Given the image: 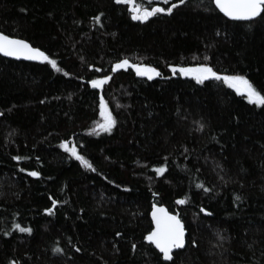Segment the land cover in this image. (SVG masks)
<instances>
[{
  "label": "trees",
  "instance_id": "16d2710c",
  "mask_svg": "<svg viewBox=\"0 0 264 264\" xmlns=\"http://www.w3.org/2000/svg\"><path fill=\"white\" fill-rule=\"evenodd\" d=\"M131 15L123 0H0V32L56 61L0 55V264H264V105L172 73L207 64L264 94V16L230 20L213 0ZM123 59L160 74L113 72ZM101 96L110 132L96 129ZM152 204L186 229L169 261L144 239Z\"/></svg>",
  "mask_w": 264,
  "mask_h": 264
},
{
  "label": "snow or ice",
  "instance_id": "6c2138e0",
  "mask_svg": "<svg viewBox=\"0 0 264 264\" xmlns=\"http://www.w3.org/2000/svg\"><path fill=\"white\" fill-rule=\"evenodd\" d=\"M122 2V0H117V3ZM130 5V11L132 13L131 19L133 20H148L149 17L157 13H172L173 9L178 5H181L185 0H176L175 4H171L166 7L155 6L149 9H141L139 5H133L132 0H123ZM213 3L216 5V8L219 9L226 17H229L233 20H252L253 18H258L264 16V0H213ZM95 22H100L99 16H94L92 18ZM0 52H3L7 56H24L27 59L37 60L43 58L48 61L52 67H56V61L50 60L44 52L40 51L38 48H32L26 41L11 38L7 35L0 34ZM207 59V57H205ZM129 61L123 59L118 61L112 66L113 72L117 69L124 68L128 66ZM135 69L138 76H147L149 79L153 75H159L160 73L157 70L150 66L144 65H132ZM172 67V66H170ZM172 71L175 74L176 71H179L181 75H192L197 80V82H203L208 76L214 77L217 80L223 79L225 83L229 84L231 87H234L236 91L245 96L249 103H254L256 105H264V94H262L253 84L245 77L241 75L233 76H220L213 71L211 67L207 64H199L195 67H172ZM67 75V73H65ZM109 80V76H102L97 79L89 81V83L94 88H100ZM100 116L102 117L101 123L96 124V129L99 132H110L113 125L116 123L115 119L112 117L111 113L107 111L104 98H100ZM93 129L91 131H96ZM98 134V133H97ZM61 148H64L68 151L73 157L79 160L84 166L91 168V164L85 160L84 156L77 153L76 147H68L66 141H62L60 144ZM15 160L21 159L16 156L13 157ZM95 171V169H93ZM164 166L161 165L155 169L157 175L164 172ZM31 176H38L39 173L36 171H31L29 173ZM199 187V185H198ZM239 199V197H237ZM185 201L178 199L177 204H183ZM56 200H52V204L55 205ZM46 212L51 213L53 209L51 207L45 209ZM202 212H206L205 209H201ZM210 214V213H209ZM153 222L155 227L144 236L146 241H150L155 245L157 249L163 254L165 260H171L172 256L170 255L173 249L183 248L185 244V227L181 223L180 219L176 215L169 214L163 207L157 208L153 206L152 212ZM13 227L19 228L22 232H30L29 228H20L19 225L14 224ZM7 235V232H5ZM120 233H117L119 236ZM219 239H223L217 233ZM195 243V241H193ZM135 247V246H133ZM79 250V249H77ZM53 251H60L58 248H54Z\"/></svg>",
  "mask_w": 264,
  "mask_h": 264
},
{
  "label": "water",
  "instance_id": "95a60500",
  "mask_svg": "<svg viewBox=\"0 0 264 264\" xmlns=\"http://www.w3.org/2000/svg\"><path fill=\"white\" fill-rule=\"evenodd\" d=\"M186 1V0H185ZM134 3V1L132 0V4ZM175 4V3H174ZM214 4V3H213ZM155 6H158V5H155ZM154 6V7H155ZM214 6L216 7V5L214 4ZM129 10H130V5H129ZM150 10V9H149ZM217 10L219 11V9L217 8ZM220 12V11H219ZM222 15H224L222 12H220ZM168 14V13H167ZM225 16V15H224ZM226 17V16H225ZM226 18H228V19H230V20H233V19H231V18H229V17H226ZM236 21H244V20H236ZM0 34H3V35H6V34H4V33H2V32H0ZM8 36V35H7ZM9 37H11V38H15V39H20V40H24V39H21V38H16V37H12V36H9ZM24 41H26V40H24ZM27 42V41H26ZM32 48H35V47H33L29 42H27ZM0 55L1 56H4V57H7V58H10V59H14V60H19V61H31V59H27L26 57H24V56H7V55H5L3 52H0ZM42 59V58H41ZM41 59H37V60H41ZM177 72H179V71H177ZM172 73H173V71H172ZM188 76H192V75H188ZM156 206L157 208H159V207H163V206H161V205H158V204H152V206H151V209H150V219H151V223H152V228H151V230L155 227V224H154V222H153V218H152V212H153V206ZM164 209H165V211H167L169 214H172V215H174L173 213H171V212H169L165 207H163ZM179 218V217H178ZM180 219V218H179ZM180 221H181V223L183 224V222H182V220L180 219ZM184 225V224H183ZM185 227V226H184ZM150 230V231H151ZM149 231V232H150ZM148 232V233H149ZM148 243H150L161 255H162V258H163V260L164 261H169V260H165L164 259V257H163V254L159 251V249H157L156 247H155V245L154 244H152L150 241H147ZM185 243H186V229H185ZM184 246H185V244H184ZM179 249H182V248H179ZM179 249H173L172 251H171V253H170V255L172 256V253L174 252V251H177V250H179Z\"/></svg>",
  "mask_w": 264,
  "mask_h": 264
},
{
  "label": "rangeland",
  "instance_id": "374dc122",
  "mask_svg": "<svg viewBox=\"0 0 264 264\" xmlns=\"http://www.w3.org/2000/svg\"><path fill=\"white\" fill-rule=\"evenodd\" d=\"M150 0H140L139 2H141V3H145V2H149ZM159 3H165V2H168V1H170V0H157ZM132 65H137V64H132V63H130L129 62V64H128V66H126V68L127 67H131L134 71H135V69L132 67ZM125 68V67H124ZM136 72V71H135ZM158 72V71H157ZM155 76H157V75H153L152 77H155Z\"/></svg>",
  "mask_w": 264,
  "mask_h": 264
}]
</instances>
